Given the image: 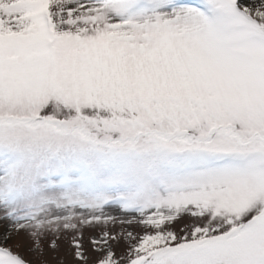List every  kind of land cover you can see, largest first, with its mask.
<instances>
[{"label":"snow or ice","instance_id":"6c2138e0","mask_svg":"<svg viewBox=\"0 0 264 264\" xmlns=\"http://www.w3.org/2000/svg\"><path fill=\"white\" fill-rule=\"evenodd\" d=\"M0 225V264H264V0H0Z\"/></svg>","mask_w":264,"mask_h":264},{"label":"rangeland","instance_id":"374dc122","mask_svg":"<svg viewBox=\"0 0 264 264\" xmlns=\"http://www.w3.org/2000/svg\"><path fill=\"white\" fill-rule=\"evenodd\" d=\"M0 231H2V225H0ZM48 259L51 260V254H49ZM53 264H55V262H53ZM67 264H76V262L72 259L71 256H68Z\"/></svg>","mask_w":264,"mask_h":264}]
</instances>
